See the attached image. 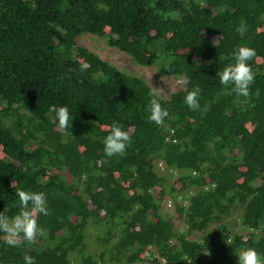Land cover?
I'll return each mask as SVG.
<instances>
[{
    "label": "trees",
    "instance_id": "trees-1",
    "mask_svg": "<svg viewBox=\"0 0 264 264\" xmlns=\"http://www.w3.org/2000/svg\"><path fill=\"white\" fill-rule=\"evenodd\" d=\"M84 34L186 81L158 94L164 126L147 122V80L79 44ZM239 46L256 51L247 104L216 76ZM50 105L68 108V128ZM113 122L132 143L108 157ZM19 190L43 192L50 214L34 244L0 233V264H237L249 247L264 259V0H0V211L18 213ZM234 211L238 230L224 221Z\"/></svg>",
    "mask_w": 264,
    "mask_h": 264
},
{
    "label": "clouds",
    "instance_id": "clouds-1",
    "mask_svg": "<svg viewBox=\"0 0 264 264\" xmlns=\"http://www.w3.org/2000/svg\"><path fill=\"white\" fill-rule=\"evenodd\" d=\"M235 31L244 37L247 34L248 28L245 23H240L236 26ZM221 36H218L213 41V46L216 47ZM256 56L255 49L248 46H239L233 53V63L227 65L223 70L218 71L216 76L219 77V82L227 90L228 94H235L242 97L241 104H247L248 98L251 96V85L254 83L255 74L249 65V61ZM225 59L219 56V60ZM88 68L85 62H79L78 71L84 73ZM69 71H75L70 69ZM186 81H182L185 83ZM231 86V87H229ZM200 88L196 86L187 91L184 97V103L190 110L196 111L200 109L199 95ZM150 100L146 111L147 122L154 123L157 126H164L165 119L169 118V111L162 107L161 101L155 89L148 93ZM49 112L54 113V122L61 129L68 128L69 120L73 119L66 106L50 105ZM203 116L204 113L201 112ZM103 151L108 157L123 155L126 148L132 143L128 131L122 129L119 122H113L108 129V134L103 138ZM18 196L19 211L14 216L8 215V209L4 208L0 211V233H3V241L9 247H21L25 244H34L38 237L44 235V229L39 225L38 219L41 215L47 216L50 210L47 206V200L43 192L19 190ZM231 245V241H226ZM237 256V264H264V259L254 248L242 249ZM25 264H36L35 258L25 255Z\"/></svg>",
    "mask_w": 264,
    "mask_h": 264
},
{
    "label": "rangeland",
    "instance_id": "rangeland-1",
    "mask_svg": "<svg viewBox=\"0 0 264 264\" xmlns=\"http://www.w3.org/2000/svg\"><path fill=\"white\" fill-rule=\"evenodd\" d=\"M78 42L88 48L89 51L98 54L102 59L111 62L121 70L145 78L148 84L163 98H169L171 93H173L176 89L185 86V84L182 83V80L167 77L161 74L155 66L143 67L137 65L133 62L129 55L111 46L106 38H101L91 34H84L78 39ZM164 204L166 205L164 209L166 213H174V207L171 202H164ZM224 221L234 229L238 230L240 228V213L238 211H234L232 214L227 216ZM184 225L185 223L182 220L178 222L176 227L185 231L186 229ZM90 231L88 232L87 237L92 240L94 250L97 243L96 236L93 234L92 230Z\"/></svg>",
    "mask_w": 264,
    "mask_h": 264
}]
</instances>
